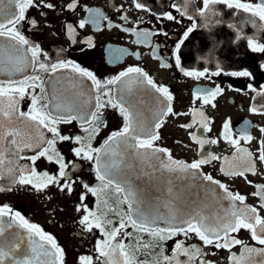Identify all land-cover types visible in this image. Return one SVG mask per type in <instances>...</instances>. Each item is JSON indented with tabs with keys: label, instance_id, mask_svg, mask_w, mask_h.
Returning a JSON list of instances; mask_svg holds the SVG:
<instances>
[{
	"label": "flooded vegetation",
	"instance_id": "obj_1",
	"mask_svg": "<svg viewBox=\"0 0 264 264\" xmlns=\"http://www.w3.org/2000/svg\"><path fill=\"white\" fill-rule=\"evenodd\" d=\"M70 2L72 0H34V5L26 10L25 20L18 26L30 42L40 46L41 61L49 65L60 60L72 61L93 72L102 82L119 75L129 67H139L157 85L166 86L173 97L166 103L178 115L170 113L163 117L164 123L155 130L159 139L152 144L153 148L167 149V153H153L152 149H141L145 150H139L142 155H136L134 150L129 155L120 156L122 161L130 163L131 180L134 183L131 185L144 200L145 209L155 215L158 211H165L163 206L170 201L181 213L196 209L202 210L204 215H214L230 210L231 202L224 199L223 190L203 180L202 177L206 174L226 185L232 193H240L246 197L243 205L236 202L238 207H254L260 217L264 218V201L259 195H254L259 192L257 185H264V162L258 159L259 141L264 139V133L260 131L264 128V53L252 51L247 39L253 38L264 43V21L243 9L229 8L224 3L211 4L201 14L203 0H139L144 5L140 9L135 7L136 0H79L72 11L67 8ZM240 2L256 4L259 0ZM46 4L53 7L48 8ZM174 4L180 5L186 14L181 15L173 7ZM9 8L18 11L15 5H7L5 0V10ZM89 9L93 11L90 13ZM165 13H171L176 19L168 20ZM124 15L128 17L127 20L122 19ZM32 19L37 21L36 27L29 24ZM82 19L88 22L80 28L79 22ZM67 25H72L70 33L66 30ZM193 25L195 27L185 38V33ZM124 28L132 31H125ZM137 32H147L150 35L138 37ZM177 44L180 45L178 51ZM245 70L250 73L249 76L232 75ZM185 72H203L204 75L188 76ZM34 75L41 76L45 88L43 94L40 89H36V94L42 95L37 107L49 104V109H54L58 101L72 96L73 85L76 86L77 102L88 100V107L95 103L94 99H90L95 95L91 81L79 78L71 68L51 73L26 67L23 72H15L11 77L7 71H0V81H5L6 85L9 79L23 80L25 76ZM130 75L133 83L128 87L122 83L111 85L112 95L114 98L125 96L134 106L138 120L147 131L152 127L160 109L165 106L162 103L164 98L143 82L139 74ZM217 87L221 91L214 97H209V103H203V96L200 99L195 98L198 92L215 90ZM81 92L83 95L79 94ZM31 95V89H28L19 99L20 111L32 110ZM4 100L6 104V98ZM253 107L258 111H251ZM195 110L203 111L207 118V129L201 127L200 117L195 115ZM101 111L103 124L91 140L93 148L101 147L112 132L123 127L124 118L118 109L109 106ZM226 122L229 123L232 138L240 139V147L253 153L255 174L246 172L244 177L226 174L229 171L242 170L244 164V154H237L236 148L223 138V126ZM3 123L5 127H18L33 137L38 135L33 126L35 122L23 117L19 120L13 117L11 123L8 120ZM189 124L192 127H182ZM57 127L62 135L87 136L78 121L70 124L59 123ZM242 129H247L253 137L250 142L241 138ZM40 130L44 132L46 139L52 137L42 126ZM193 133L217 143H206L201 149L192 139ZM79 146L74 141H58L55 145L68 165V178L74 181L70 193L67 190L60 191L55 184L38 190L31 185L13 183V177L3 169L0 170V187L5 190L0 191V207L7 205L13 214L19 212L29 223L38 225L45 233L54 236L64 250V264H81L82 256H91L93 264H103L105 258L99 257L96 246L98 241L106 238L99 229L93 227L88 231L80 223L81 218L87 214L84 206L100 215L101 210L106 211V206L100 203L101 200L107 199L108 207L121 213L127 212V204L120 202L123 194L116 193L114 186L105 189L99 199L87 192L84 184L96 186L99 181L96 178L94 161L75 156L73 149ZM126 150L125 144L117 149L120 153ZM168 153L173 160L189 164L209 153L219 156L220 159L201 165L199 170H192L198 173L192 175L191 172L176 173L163 168ZM33 154L28 149L21 153L25 157ZM224 157H228L227 162ZM8 158L15 160L18 165L33 167L28 159H18L11 154ZM34 167L37 173L56 175L58 172V165L44 157L38 159ZM169 189L172 190L171 193ZM82 194L86 195L83 201ZM199 200L202 202L199 203ZM78 205L81 208L79 211ZM0 219L6 225L11 217L6 215ZM106 219L114 221L113 225L107 226L108 230L118 226L119 217L115 213L107 212ZM257 227L259 231V226ZM124 231L112 243H124L125 251L129 252L135 264H166L163 256H172L176 241H184L185 246L197 245L206 253L203 258L211 264H232V253L240 256L242 252L241 245H235L231 250L205 245L194 233H190L188 237L181 234L171 239L158 240L147 232L136 231L132 227L126 229L132 233L131 236H124ZM11 233L13 232L7 229L4 235L9 237ZM232 235L249 247L264 248V245L252 239L247 229H241ZM145 244L150 246L145 247ZM114 256L123 261L119 250ZM178 258L181 261L187 260L182 254ZM251 259L254 264H259L262 258L253 254ZM195 264H199V259Z\"/></svg>",
	"mask_w": 264,
	"mask_h": 264
},
{
	"label": "snow or ice",
	"instance_id": "obj_2",
	"mask_svg": "<svg viewBox=\"0 0 264 264\" xmlns=\"http://www.w3.org/2000/svg\"><path fill=\"white\" fill-rule=\"evenodd\" d=\"M78 3L79 0H72L67 5V8L70 11L75 10ZM215 3H224L229 8L243 9L245 12L258 17L260 21H264V0H259V3L256 4L242 3L240 0H203L204 8L201 9V14L208 10L211 4ZM7 5H15L18 11H14L11 8L6 11L5 0H0V71H7L11 77L15 72H23L26 67H32L36 71L51 73H56L59 69L71 68L72 72L77 73L79 78H87L91 81L95 95L90 97V99H94L95 103L91 107H88V100L77 102L75 98L77 95L76 86L73 85L72 96L58 101L54 105V109H49V104L37 107L40 104L42 95H37L36 89H40L41 94L45 92L44 82L40 75L25 76L23 80L9 79L6 85L5 81H0V170L6 169L7 173L13 177V183L31 185L38 190L46 188L49 184H55L60 191L67 190L70 193L74 181L68 178L66 171L68 165L64 162L63 156L56 150L55 145L58 141H74L80 145L73 149L75 156L94 161L96 178L99 181V184L96 186L84 184L83 186L87 192L97 196L99 199L105 189L114 186L116 193L123 194L120 202L127 204V212L121 213L114 208L108 207L107 199L101 200L100 203L106 206V211L101 210L100 215L97 214V211L88 210L87 206H84L87 214L81 218L80 223L88 231H91L93 227L99 229L106 238L98 241L96 246L99 257L105 258L103 264H135L129 252L125 251L126 246L124 243H112L116 240L117 235L121 234L122 230H125L123 232L124 236H131L132 233L126 231L128 227H132L136 231L147 232L151 237L158 240L171 239L181 234L188 237L190 233H194L205 245H214L217 249L224 248L231 250L233 246L241 245L242 252L240 256H237L235 253H232L230 256L232 264H254L251 259L253 254L259 255L262 258L259 264H264V248L249 247L232 235L233 233H238L241 229H247L250 231L253 240L260 245H264V218L260 217L257 209L254 207L246 205L238 207L236 202H240L243 205L246 197L240 193H232L226 185L222 184L219 180H214L211 175L205 174L202 178L222 189L224 199L231 202L230 210H225L223 214L204 215L202 210L196 209L191 212L181 213L169 201L163 206L165 211H158L157 214L153 215L145 209L144 200L129 182L117 180L116 173L120 170L123 163L122 159L119 158L121 153L117 151L121 142L127 148L135 150L136 155H142L139 152L140 149H152L153 153H167V149L153 148L152 144L153 141L159 139L155 130L159 129L164 123L163 117L170 113L178 115L177 113H173L170 104L166 103L173 99L169 89L166 86L157 85L139 67H129L126 71L120 72L119 75L102 82L97 79L93 72L80 67L72 61L60 60L51 65L41 61L39 59L42 54L40 46L30 42L18 27L25 20L26 10L34 5V0H7ZM45 6L48 8L53 7L51 4H46ZM135 7L140 9L144 5L139 0H136ZM173 7L177 11H180L181 15L186 14L180 5L174 4ZM88 11L91 13L93 10L89 9ZM164 15L168 20L176 19L171 13H165ZM188 18L192 19L191 16ZM122 19L127 20L128 17L124 15ZM87 22V20L82 19L79 22V27L83 28ZM29 24L32 27H36L37 21L34 19L29 20ZM193 27L195 25L187 30L185 38L193 30ZM66 30L70 33L72 25H67ZM124 30L132 31V29L128 28H124ZM136 35L138 37L141 35L147 37L150 33L137 32ZM247 39L252 51L264 53V43H259L253 38ZM137 42L140 41L138 40ZM179 47L180 45L177 44V51ZM43 54L47 55L46 53ZM176 60L177 64H179L178 55ZM130 74H139L143 82L150 85L156 93L161 94L164 98L162 103L165 106L160 109L158 115L154 118L152 127L147 131L143 123L138 120L134 106L125 96L121 95L119 98H114L112 95L113 90L110 87L111 85L122 83L125 87H128L133 83V77ZM218 74L213 73V75ZM185 75L203 76L204 73L185 72ZM232 75L249 76L250 73L245 70L234 72ZM73 79L76 78L74 77ZM28 89H31L32 93V110L22 112L18 106L19 99L25 95ZM220 91L221 89L217 87L215 90L198 92L195 98L200 99L203 96V103L207 104L209 103V97H214ZM79 94L83 95L82 92ZM4 98L7 100L6 104ZM109 106L119 110L120 115L124 118L123 127L112 132L101 147L93 148L91 140L98 134L99 127L103 124L101 110ZM53 111L55 114H53ZM251 111L256 112L258 110L253 107ZM195 115L200 117L201 127L207 129V118L204 116L203 111L195 110ZM13 117L17 120L23 117L26 120L35 122L33 126L36 128L38 135L33 137L18 127H5L3 121L8 120L11 123ZM73 121H78L81 124L84 132L87 133L86 137L79 135L70 137L60 133L57 127L59 123L70 124ZM41 126L52 134L51 138H45L44 132L40 130ZM182 127H192V124L183 125ZM223 127V138L236 148L237 154H244V157H242L244 159L242 170L229 171L226 174L241 177H244L246 172L255 174L253 153L249 152L246 148L240 147V139L232 138V134L229 131V123L226 122ZM260 131L264 133V128H261ZM191 137L200 145L201 149H203L206 143H217L215 140L198 137L195 133L191 134ZM241 138L248 142L253 139L247 129L241 130ZM5 142L11 147H8ZM259 145L258 159L264 162V139L259 141ZM25 149L33 151L34 154L27 157L21 155ZM9 154L18 159L30 160L33 167L18 165L15 160L8 158ZM109 155L112 157L111 162L104 163L103 158ZM41 157L58 165L56 175H50L47 172L37 173L34 165ZM218 159H220L219 156L209 153L206 157L189 164L173 160L170 153H168L167 162H163V168L169 172H191L192 175H197L198 173L192 170H199L201 165ZM224 160L227 162L228 157H224ZM0 178H2V172H0ZM61 180L64 182L61 183ZM257 188L259 192L254 193V195H259L261 200L264 201V185H257ZM4 190L3 187H0V191ZM171 191L169 189L170 193ZM85 198L86 195L82 194L81 201ZM97 208L99 209V204ZM77 210H81L79 205ZM107 212H113L119 217L118 226H113L110 230H108L107 226L113 225L114 221L106 219ZM6 215L11 217L6 225L0 219V264H64V250L58 245L54 236L45 233L38 225L29 223L19 212L13 214L7 205L0 207V218ZM90 217H92V220H90ZM13 224H18L20 228L27 230L26 247H22L25 244L23 237H17L15 234L12 237H5V231L10 229ZM160 224L164 226H160ZM257 226H259V231ZM34 237H39V241L34 239ZM144 246L149 247L150 245L145 244ZM117 250H119L123 257L122 262L114 256ZM181 254L186 256L187 260L181 261L178 258ZM204 256H206V253L197 245L185 246L184 241H176L172 256L165 255L163 256V260L166 264H195V261L199 259V264H211L210 261L203 258ZM80 260L81 264H93L91 256H82Z\"/></svg>",
	"mask_w": 264,
	"mask_h": 264
},
{
	"label": "water",
	"instance_id": "obj_3",
	"mask_svg": "<svg viewBox=\"0 0 264 264\" xmlns=\"http://www.w3.org/2000/svg\"><path fill=\"white\" fill-rule=\"evenodd\" d=\"M121 144H124V143H121ZM121 144L119 146H121ZM140 151L144 152L145 150L140 149ZM131 152L133 153L134 150L127 148L126 151L121 152V155H129V154H131ZM111 160H112V157L110 155L108 157L103 158L104 163H110ZM131 170H132V168L130 167V163L123 161V163L121 164L120 170L116 173L117 180L121 181V182L127 181L130 184H134L133 181L131 180ZM200 202H202V200L201 201L199 200V203ZM10 231L13 233H11L9 237H12L13 234H16L15 236H17V237H23L25 239V244L22 245V247L27 246L26 238H27L28 233H27L26 229L20 228L18 226V224H13V226L10 228ZM34 239L39 241V237H34Z\"/></svg>",
	"mask_w": 264,
	"mask_h": 264
}]
</instances>
